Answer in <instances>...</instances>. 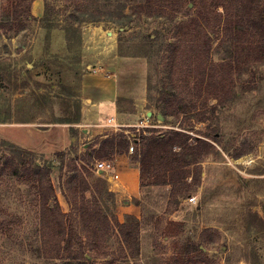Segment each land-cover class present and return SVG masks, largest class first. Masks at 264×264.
Returning <instances> with one entry per match:
<instances>
[{
  "label": "rangeland",
  "instance_id": "obj_1",
  "mask_svg": "<svg viewBox=\"0 0 264 264\" xmlns=\"http://www.w3.org/2000/svg\"><path fill=\"white\" fill-rule=\"evenodd\" d=\"M48 1L61 11V19L73 20L72 13L75 17H83L74 0ZM138 1H100V19L83 17L84 20L77 21L75 24L82 37L80 42L76 37L73 44L67 42L63 29L48 31L36 19L29 21L27 28L19 33L5 32L0 28V163L10 153V149L3 145L4 140L26 148V142L29 146L41 144L32 150L47 157L55 152L45 144L52 142V135L56 134L50 128L60 124L56 121L61 119L73 121L80 117L81 121L87 96L83 92L84 84L104 81L105 73L110 72L109 69L108 72L90 71V66L98 59L104 67H116L117 75L108 76L107 81L118 90L120 100H147L143 109L151 111L149 126L162 130L169 126L179 127L180 121L175 116L166 117V121L158 116L161 112L160 88L164 82L162 71L166 61L164 49L151 57L118 55L119 37L124 47L130 38L139 40L149 33L159 35L163 48L173 39V22L165 17L134 13L132 4ZM123 2L126 5L121 11ZM7 3L8 0H0V19ZM44 6L45 0H34L32 14L40 16ZM90 6L94 7L93 4ZM183 18L185 16L180 12L176 20ZM111 37L116 39L114 54L111 56V52H107L108 56L104 57V51L114 42ZM217 43L218 39L213 43L212 58L221 60L227 56V51L223 47L218 48ZM100 50L103 53L96 55ZM213 102L216 101L210 100L209 105ZM26 115H30L33 121L16 122ZM185 122L194 121L187 117ZM66 124L70 126L73 123ZM198 128L203 131L215 129L219 140L217 150L202 163V180L197 189L189 197H181L178 207L173 209L170 185L143 186L139 199L140 253L127 260L114 253L119 247L114 233L108 241L109 253L104 257H94L95 263L85 261V264H167L173 250V239L167 237L165 229L171 221L186 222V228L199 241L204 228L211 227V233L217 232L218 240L204 243V249L208 257L220 264H264V64L252 65L238 77L236 97L220 105L216 114L197 124L194 131ZM124 129L113 126L110 133ZM71 138L73 141L65 147L68 158L79 156L94 139H88L80 127L71 131ZM241 149H249L250 152L235 158V153ZM38 158L42 161L40 156ZM56 164L52 178L62 208L68 211L69 205L61 187L65 174L58 171V162ZM92 170L95 175L91 180L106 179L107 187L114 192L108 204L121 219L120 206L127 195L120 185L112 187V181L98 172L95 165ZM28 191L29 186L15 178L0 179V208L3 212L0 215L14 220L22 218L21 224L17 222L10 228H0V264H66L60 259H45L26 247V222L37 219L32 216L34 208L28 202ZM89 253L91 250H87Z\"/></svg>",
  "mask_w": 264,
  "mask_h": 264
},
{
  "label": "trees",
  "instance_id": "obj_2",
  "mask_svg": "<svg viewBox=\"0 0 264 264\" xmlns=\"http://www.w3.org/2000/svg\"><path fill=\"white\" fill-rule=\"evenodd\" d=\"M33 1L8 0L2 11L0 28L19 33L27 28L29 21L36 19L48 31L63 29L67 42L73 44L76 37L78 42L82 37L75 23L84 20L83 17L100 19L102 8L98 4L110 0H93L94 7L85 0H74L83 17H75L72 13L71 21L61 19V11L48 0H45L43 13L34 16L31 12ZM125 5L123 2L121 11ZM132 6L134 13L165 17L173 22V39L164 48L156 33L143 35L139 40L130 38L127 47L119 37L118 55L151 57L164 49L166 61L162 71L164 82L160 88L159 114L165 121L166 117L175 116L180 125L163 130L153 126L137 130L134 126L127 128L128 131L107 133L104 138H94L84 152L72 158L67 157L66 149L47 157L4 140L3 145L10 153L0 163V179L12 177L29 186L28 202L34 208L32 216L37 219L26 222L25 245L45 259H60L66 264L75 261L95 263L94 257L109 253L107 245L114 233L119 240L114 253L125 260L136 257L141 250V219L125 213L121 220L111 210L108 201L114 192L107 187L106 179L91 180L95 175L92 167L96 160H114L117 155L128 154L131 161L138 164L141 187L170 185V205H175L173 209H176L179 199L189 197L201 184L202 163L217 150L216 130L198 128L195 132L196 125L207 121L220 105L236 97L238 77L249 67L264 64V0H139ZM180 12L185 18L177 21ZM216 39L217 47L227 51V56L221 60L212 58ZM200 100L204 101L200 103ZM210 100L216 102L209 105ZM186 116L194 122L186 123ZM32 121L30 115H26L16 122ZM79 121L80 117L56 122ZM70 126L73 132L75 126ZM131 144L134 145L133 152H129ZM249 152V149H241L234 157ZM57 162L58 171L65 174L61 187L68 211L62 208L52 178ZM132 201L140 205L138 198ZM17 222L21 224L22 218L14 220L0 215L2 230ZM211 230V227L204 228L199 241L186 228V222L171 221L165 229L167 237L173 239L167 264H220L205 254L204 243H214L219 238V234L211 233ZM87 250L91 253L87 254Z\"/></svg>",
  "mask_w": 264,
  "mask_h": 264
},
{
  "label": "crops",
  "instance_id": "obj_3",
  "mask_svg": "<svg viewBox=\"0 0 264 264\" xmlns=\"http://www.w3.org/2000/svg\"><path fill=\"white\" fill-rule=\"evenodd\" d=\"M115 46L116 44L111 46L114 47L111 51L110 49L104 51V57L108 56L107 52H111L110 55L112 56ZM99 53H103V51H97L96 55ZM106 68V70H110V76L117 75L114 65ZM104 78L105 80L101 82H93L88 85L86 83L84 84L83 92L87 95L85 97L86 100H84L86 104L83 106L81 121L73 123L76 127L75 130L77 127L83 129L88 139L98 136L104 138L107 133H110L113 129V125L108 122L110 116H115L118 123L121 124V128L125 127V131H128V127L136 126L143 122L145 123L151 116L149 109H143L147 105V100H118V90L116 91V88L107 81L109 79L108 77L104 76ZM53 126L50 129L56 132V134L54 136L52 135L54 138L52 142H45L46 146L52 147L49 148L50 151L65 149L73 141L71 138V126L66 123L54 124ZM21 143L24 142L21 141ZM25 145L31 149L41 147V144L29 146L27 142ZM114 161L115 169L119 173V179L116 182L112 181V187L120 185L123 189L122 191L127 195L125 202L120 206L122 209L120 217L122 219L125 213L134 214L139 217L141 206L132 201L133 198L140 199L142 190L138 164L133 163L126 153L117 155ZM104 175L108 178L106 172H104ZM108 180L111 181L110 178Z\"/></svg>",
  "mask_w": 264,
  "mask_h": 264
},
{
  "label": "built area",
  "instance_id": "obj_4",
  "mask_svg": "<svg viewBox=\"0 0 264 264\" xmlns=\"http://www.w3.org/2000/svg\"><path fill=\"white\" fill-rule=\"evenodd\" d=\"M111 39H113L109 47L110 51L114 48V47H111L113 44H116V39H114V37H111ZM90 71L91 72H94V73H98V72H106L107 68L104 67L103 63L100 61V59L97 60V62L90 66ZM108 72V71H107ZM110 72L108 73H105V75L108 77L110 76ZM149 120H147L145 123H141V124H138L136 125V128L137 130H139L140 128H143V127H146V126H149V123H148ZM108 122L110 124H112L113 126L115 127H121V124L118 123L117 119L115 116H110L108 118ZM150 126H152L150 124ZM118 129V128H117ZM120 129V128H119ZM134 151V145L131 144L130 147H129V152H133ZM95 169L99 172L100 170H103L104 172H106V174L108 175V178H110L111 181H114L116 182L118 179H119V173L116 171L115 169V161L112 160V159H97L96 162H95ZM107 177V176H106ZM192 200H194V197L191 198Z\"/></svg>",
  "mask_w": 264,
  "mask_h": 264
},
{
  "label": "water",
  "instance_id": "obj_5",
  "mask_svg": "<svg viewBox=\"0 0 264 264\" xmlns=\"http://www.w3.org/2000/svg\"><path fill=\"white\" fill-rule=\"evenodd\" d=\"M158 116H159V118H162L161 114H159ZM99 172H100V173H104L103 170H100Z\"/></svg>",
  "mask_w": 264,
  "mask_h": 264
}]
</instances>
